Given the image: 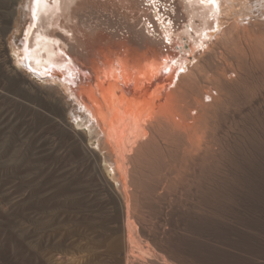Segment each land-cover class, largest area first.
<instances>
[{
	"label": "rangeland",
	"instance_id": "rangeland-1",
	"mask_svg": "<svg viewBox=\"0 0 264 264\" xmlns=\"http://www.w3.org/2000/svg\"><path fill=\"white\" fill-rule=\"evenodd\" d=\"M39 87L0 70V264H264V173L250 168L247 126L223 125L219 145L245 151L183 159L124 122L122 156L99 149L102 133L76 137L73 111L62 119Z\"/></svg>",
	"mask_w": 264,
	"mask_h": 264
},
{
	"label": "bare ground",
	"instance_id": "bare-ground-1",
	"mask_svg": "<svg viewBox=\"0 0 264 264\" xmlns=\"http://www.w3.org/2000/svg\"><path fill=\"white\" fill-rule=\"evenodd\" d=\"M119 1L41 0L37 5L35 0H0V70L26 85H39L59 107L62 119L73 111L75 123L69 126L76 137L84 139L90 132L93 139L102 133L99 149H105V142L122 156L128 138L122 133L124 122L130 126L129 135L155 134L183 159L239 152V146L219 145L242 124L247 129L239 126L235 132L242 131L240 140L251 144L250 168L255 175L263 174L264 0H216L215 6L209 0H174L170 9L176 24L165 28L169 43L140 26L143 16L150 17L144 2ZM214 20L217 30H212ZM204 26L210 31L200 36ZM9 50L15 53L14 63H22L28 72L21 69V75L11 64ZM28 66L39 73H31ZM49 68L53 78H43ZM39 77L61 79V87L41 83ZM225 124L231 132H224ZM144 139L141 143L147 145Z\"/></svg>",
	"mask_w": 264,
	"mask_h": 264
},
{
	"label": "snow or ice",
	"instance_id": "snow-or-ice-1",
	"mask_svg": "<svg viewBox=\"0 0 264 264\" xmlns=\"http://www.w3.org/2000/svg\"><path fill=\"white\" fill-rule=\"evenodd\" d=\"M209 2L215 4L216 0H209ZM35 3L38 5L41 3V0H35Z\"/></svg>",
	"mask_w": 264,
	"mask_h": 264
},
{
	"label": "water",
	"instance_id": "water-1",
	"mask_svg": "<svg viewBox=\"0 0 264 264\" xmlns=\"http://www.w3.org/2000/svg\"><path fill=\"white\" fill-rule=\"evenodd\" d=\"M49 71H51V70H49Z\"/></svg>",
	"mask_w": 264,
	"mask_h": 264
}]
</instances>
